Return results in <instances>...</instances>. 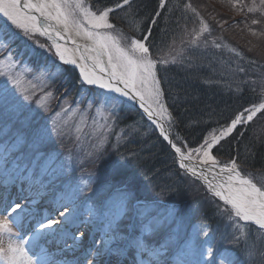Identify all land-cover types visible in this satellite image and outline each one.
I'll list each match as a JSON object with an SVG mask.
<instances>
[{
  "label": "rangeland",
  "instance_id": "obj_1",
  "mask_svg": "<svg viewBox=\"0 0 264 264\" xmlns=\"http://www.w3.org/2000/svg\"><path fill=\"white\" fill-rule=\"evenodd\" d=\"M85 2L92 6L93 11L98 10L89 0ZM243 2L250 5L252 0ZM191 3L207 21L210 20L206 17L207 10L224 13L227 27L221 30L210 24L211 34L205 33L196 45H192L188 43L191 37L185 32L198 29L199 19L196 16L193 17L195 20L191 18L172 44L168 59L171 60V56H176V60L182 58L186 44L193 49L220 44L222 47H215L218 52H230L234 46L227 42L226 37L229 33L239 32L241 44L238 45V52L243 55H237L235 63L242 68L253 66L251 82L260 86L264 96V81L261 80L264 75V37L253 36L248 31V27L257 32L264 31V16L258 11H237L228 0H191ZM162 9L159 7L157 12L160 14ZM253 19L260 20L261 24H251ZM112 31L114 35L133 36L117 26ZM0 36L5 37L8 43L7 48L0 49V62L7 63L6 58L11 55L16 66L10 71L13 74L22 73V87L28 89L27 93H23L9 80L10 96L22 101L24 113L49 132L44 146L36 153L28 145L17 144L10 133L0 131V216L7 215L10 220L17 215L21 217L20 223H14L13 228L19 234L18 239L28 242L26 247L30 249V254L44 248L56 264H85L87 259L93 264H117L118 261L119 264H133L134 257L137 261L148 259L146 253L141 256L128 247L129 241L137 235L152 248L163 245L167 249L162 250L159 264H176L177 253L186 245L211 246L214 252L217 249L227 250L231 256L241 260L246 243L264 248V230H260L254 222L236 218L230 205L215 196L202 178L180 167L174 153L177 167L187 176L184 184L186 192L174 201L156 195L153 197L150 193L138 200L141 191L126 186L127 182H131L127 180L131 171L127 166H119L120 160L116 161L119 158L116 151L118 153L132 139L131 132L120 125L123 117L132 115L127 105L131 103L87 84L76 68L59 59L51 41L39 33L26 36L2 15ZM8 36L11 37L10 42L7 41ZM220 36L223 40L219 39ZM213 40L218 43H213ZM248 56L256 63L250 62ZM25 67L31 71H24ZM65 68H73L79 77L80 83L76 85L73 97L64 98L67 95L61 88L64 86L61 82L65 80ZM41 72L55 75L38 79ZM5 80L6 77L0 76V88H3ZM32 85L36 86L34 90ZM79 90L82 94L78 93ZM46 93L52 95L46 96ZM25 95L29 97L27 100L23 99ZM168 123L165 122L166 128ZM248 130H256L264 138V112L258 113L253 121L238 125L233 133L241 134ZM110 156H113L111 160L114 159L115 165L108 167L107 158ZM193 157V161L201 163L198 154L194 153ZM216 158L220 165L232 160ZM233 159L240 164L242 174H251L258 186L264 185V169L245 167L243 162ZM17 203L22 208L11 213V207ZM65 208L70 215L66 219L60 218L59 213ZM45 215L61 219V223L53 229H41L40 235L33 240L36 222ZM149 224L152 230L145 231L144 225ZM241 231L244 236H240ZM205 232L208 236L204 235ZM80 233L84 234L83 238L74 241L73 237H79ZM234 236L240 237L239 244L232 243ZM109 237L113 239L107 248H124V255L117 256L107 250L98 256L89 255L90 251L103 249V240ZM219 258L217 256V260Z\"/></svg>",
  "mask_w": 264,
  "mask_h": 264
},
{
  "label": "snow or ice",
  "instance_id": "obj_2",
  "mask_svg": "<svg viewBox=\"0 0 264 264\" xmlns=\"http://www.w3.org/2000/svg\"><path fill=\"white\" fill-rule=\"evenodd\" d=\"M131 2L132 0H122L112 7L98 8V10L93 11L92 6L87 4L85 0H0V15L6 17L7 21H10L17 29L22 30L26 36H33L36 33L48 36L55 47V54L65 64H76L77 61L68 56L70 50L58 40H71L73 45H77V40L74 37H81L90 41V44L84 46L80 60L90 59L93 69L99 68L100 73L106 72L107 79L103 75H98L95 71L89 70L85 63H81L80 72L84 81L89 85L100 84L102 87L112 89L123 96H129L131 93L132 99L138 98L141 107L145 109L150 119L156 118L155 122L160 133L169 140L171 147L175 149V153L179 156L180 167L191 172L193 176L199 175L215 196L224 201L226 205H230L231 212L236 218L254 222L260 230H264V185L258 186L251 174H242L241 166L236 159L224 163L221 167L220 161L212 154L214 146L233 133L238 125L251 122L257 113L264 112V102L254 104L237 113L226 127L220 129L219 135L210 132L199 147L182 150L169 139L170 129L165 127V122H174V117L163 101L164 92L156 71L158 63L167 64L169 60L152 57L147 44V36L137 39L134 36L125 37L122 33L113 34L112 30H115L116 26L110 22V14L116 9L130 6ZM228 2L237 11L243 12L245 9L249 13L258 11L264 16V0H259V3L257 0H252L250 5L245 4L243 0H228ZM164 4L165 0H160L159 7H164ZM184 7L199 19L198 29L185 32V35L191 37L188 43L196 45L205 33L211 34L212 28L201 15L200 10L193 6L191 0H188ZM156 15L158 16L159 12ZM209 16L215 19L212 13H209ZM152 23L154 24L155 21ZM217 23L223 30V24L227 21H218ZM251 24L259 25L261 21L253 19ZM245 26L247 27V24ZM248 31L253 36L264 37V31L257 32L251 27H248ZM219 39L223 40V36H220ZM7 41H11L10 36L7 37ZM183 43L184 40L181 39V44ZM204 43L207 44V41ZM173 44H175V40ZM7 46L5 37L0 36V49L7 48ZM215 46L221 47L220 44H215ZM75 50L80 51V47L77 45ZM231 51L237 52V49L233 47ZM237 55L242 56L243 53L237 52ZM105 57L107 67H105ZM6 59L7 63L0 62V76L6 77L3 88H0V125H2L0 131H4L6 134L10 133L17 144L28 145L36 153H39L49 132L24 113L22 101L10 96L12 90L7 87L9 80L23 93H27L28 89L22 87L23 74H13L10 71L16 66L11 55ZM171 60L175 62L176 56H171ZM251 62L256 63V61ZM237 70L239 72L245 71L243 68ZM24 71H31V69L25 67ZM46 75L53 76L55 74L41 72L38 79L43 80ZM261 80L264 81V75L261 76ZM35 87L32 85L33 90ZM45 95L50 96L52 94L46 93ZM28 98V95L23 97L24 100ZM194 153L199 155L202 165L208 166V171L220 167V174L227 173V176L213 186L205 172L197 173L195 167L185 163L186 160L194 158ZM21 208L22 205L17 203L11 207V213H16ZM68 215L70 212L67 208L59 213L60 218L66 219ZM20 221L19 215L12 220L8 219L7 215L0 216V264H56L44 248L35 254H30V249L26 247L28 242L18 239L19 234L13 228V224H19ZM60 223L61 219L50 218L45 215L42 220H37L32 239L35 240L40 235L41 229H53ZM144 230L151 231L152 227L150 224L144 225ZM204 235L208 236V233L205 232ZM83 236L84 234L80 233V236L73 237V240L82 239ZM240 236H244L243 231L240 232ZM111 239L113 238L109 237L103 240L105 247L96 252L90 251L89 255L98 256L106 250L117 256L124 255V248H107ZM239 239L240 237L234 236L232 243L234 245L239 244ZM210 244L211 240L209 241ZM128 247L134 249L141 256L145 253L148 256L147 260L141 259L139 261L134 257L133 264H152L153 261L155 264H159L162 250H167L163 245L152 248L139 235L129 241ZM217 256L220 257L218 260ZM85 264H93V261L87 259ZM176 264H264V248H258L255 243H246L242 249L241 260L231 256L227 250L220 251L217 249L214 252L211 246L186 245L177 253Z\"/></svg>",
  "mask_w": 264,
  "mask_h": 264
},
{
  "label": "trees",
  "instance_id": "obj_3",
  "mask_svg": "<svg viewBox=\"0 0 264 264\" xmlns=\"http://www.w3.org/2000/svg\"><path fill=\"white\" fill-rule=\"evenodd\" d=\"M89 2L97 8H103L112 7L122 0ZM187 2L188 0H166L160 14L156 16L160 0H132L130 6L111 13L110 21L138 38L145 37L150 30L147 43L152 57L168 59L173 41L181 35L183 27L191 18H195V15L185 9ZM212 11L207 10L209 24L221 28L217 22L226 21L224 13ZM209 13L215 17L214 20ZM154 18L155 23L152 25ZM223 27L226 29L227 23ZM239 36V32H233L226 37L237 52L240 49L238 45L241 44ZM215 47L209 45V48L193 49L186 44L182 58L175 62L168 59L167 64H157L163 99L174 117V122L168 123L170 135L185 150L199 147L210 132L219 134L220 129L226 127L237 113L264 100L260 86L251 82L253 66L243 67L246 70L239 72L237 69L242 67L235 63V59L239 57L237 52L230 50L222 53ZM248 57L251 62L250 56ZM65 70V80H60L61 85H64L61 88H64L67 95L64 98L73 97L76 85L80 83L79 77L73 68ZM78 93L82 94V91L79 90ZM127 105L132 115H126V119L123 117L120 125L131 132L132 139L118 153L116 151V156L119 157L116 161L120 160L118 165L127 166L131 171L127 179L131 182H127L126 186L141 191V196H137L138 200L146 193L172 201L181 198L186 192L184 184L187 176L177 167L173 152L154 126L135 106ZM114 137L115 135L112 139ZM212 154L225 160L237 158L245 167L264 169V138L256 130L241 134L234 132L214 147ZM112 158L113 156L107 158L108 167L115 165Z\"/></svg>",
  "mask_w": 264,
  "mask_h": 264
},
{
  "label": "bare ground",
  "instance_id": "obj_4",
  "mask_svg": "<svg viewBox=\"0 0 264 264\" xmlns=\"http://www.w3.org/2000/svg\"><path fill=\"white\" fill-rule=\"evenodd\" d=\"M44 37H46L49 41L52 42V40L48 36H44ZM74 38L77 40V45L80 47V51H76L75 50L77 45H73L71 43V40H67V41H59L58 40L59 43H61L63 46L67 47L70 50L69 53H68V56L70 58H72V59H76L77 63L76 64H72V65H74L78 69L79 73L81 74V72H80V64L81 63H85L87 65V67H88L89 70H93L98 75H103L105 77V79H107V73L106 72L105 73H100L99 72V68L93 69V67H92V61L90 59L85 60V61H81L80 60V55L83 53L84 46L86 44H90V41H87L86 39L81 38V37H74ZM54 49H55V47H54ZM104 59H105V67H107L106 57ZM82 78H83V76H82ZM94 86H98L99 88H101L103 90H106V91H109V92H113L114 94H117L118 96L123 97V98H126L128 100H133L131 93H130L129 96H123L121 93L115 92L114 90L109 89V88H104L100 84H94ZM136 101L139 102V104H140V101H139L138 98L136 99ZM139 106H141V105H139ZM185 163L186 164H189L191 167H195L196 170H197V173H199L201 171L205 172V174L208 177V180L209 181H212L213 186H215V184L217 182L221 181L224 177L227 176V173L220 174V167H215L211 171H208L207 165H201V166L192 165L191 160H188V161L186 160ZM220 166L222 167V165H220ZM197 176L199 177V175H197Z\"/></svg>",
  "mask_w": 264,
  "mask_h": 264
},
{
  "label": "water",
  "instance_id": "obj_5",
  "mask_svg": "<svg viewBox=\"0 0 264 264\" xmlns=\"http://www.w3.org/2000/svg\"><path fill=\"white\" fill-rule=\"evenodd\" d=\"M149 36V33H148V35H147V37ZM69 66H71V67H73V68H76L74 65H72V64H68ZM96 87H98V86H96ZM106 91V90H105ZM107 92H109V91H107ZM109 93H111V94H114L113 92H109ZM114 95H116V96H118L117 94H114ZM118 97H120V96H118ZM120 98H122L123 100H125V101H127V102H129V103H131V104H133L143 115H144V117L147 119V120H149L155 127H156V129H157V131L159 132V134H160V136L162 137V139L168 144V146H169V148L172 150V152L174 153V154H176L175 153V149H173L172 147H171V145H170V143H169V140L168 139H165L164 138V136L160 133V130H159V127L157 126V124H156V122H155V119L156 118H149V116H148V114L145 112V109L143 108V107H141V106H139L140 104H139V102H137L136 101V99L134 100H128V99H126V98H123V97H120ZM169 139L173 142V143H175L174 141H173V139H172V137L170 136V134H169ZM176 156H177V158H178V160H179V156H178V154H176ZM188 161V160H187ZM191 162H192V165H196V166H201L202 164L201 163H198V162H195V161H193V160H191ZM208 167V166H207Z\"/></svg>",
  "mask_w": 264,
  "mask_h": 264
}]
</instances>
